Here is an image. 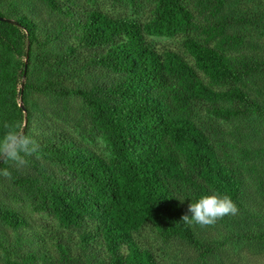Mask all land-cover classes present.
Instances as JSON below:
<instances>
[{"label":"trees","instance_id":"obj_1","mask_svg":"<svg viewBox=\"0 0 264 264\" xmlns=\"http://www.w3.org/2000/svg\"><path fill=\"white\" fill-rule=\"evenodd\" d=\"M114 1L135 15L0 0V136L39 145L22 167L0 161V264H55L17 203L58 225L60 264H162L174 242L192 264H224L229 249L264 258L246 178L264 200V0ZM213 193L236 214L182 219ZM144 230L157 240L142 244Z\"/></svg>","mask_w":264,"mask_h":264},{"label":"rangeland","instance_id":"obj_2","mask_svg":"<svg viewBox=\"0 0 264 264\" xmlns=\"http://www.w3.org/2000/svg\"><path fill=\"white\" fill-rule=\"evenodd\" d=\"M82 1H85V0H82ZM94 4L96 5V7L101 8L105 12H109L113 15H126V14L135 15V13H132V10L127 8V5L116 3L114 0H94ZM10 8L11 6H9V9L4 8L3 10L10 12ZM153 40L160 45H168L169 47L179 52L183 51L182 46H181V42H182L181 39L168 40L164 38H154ZM259 44L261 45H260V50L258 51V53L264 56V40L260 41ZM261 131H264V125L261 126ZM256 139H257L256 145L261 147V149L264 151V133ZM100 147L102 148L103 144H100ZM246 178H247V183H249L250 188H251L249 192V196L252 198L250 208L251 210H254L257 206L259 208L261 204L264 205V200L256 194L255 183L251 182V180L248 179V175H246ZM15 206L18 209V211H20L21 213H24L30 220L31 230L29 232L32 233V232L38 231L43 235L45 242H46L47 253L51 259V261L49 262L60 264L59 263L60 253L58 251V248L55 245L56 241H53V240L49 241V236L52 235L53 231H55L57 228L59 229L58 225L55 224L54 221L46 215H38V214L31 213V211L26 206H24L22 203H19V204L17 203L15 204ZM3 230L8 237V239L3 240V244L5 245L6 248H10V245L12 244L14 240L13 233L10 231V229H7V228ZM140 240L142 244L146 245L151 242L152 243L155 242L157 239L151 230H144ZM40 246L45 247V243L42 242ZM73 252L77 256V254L80 253V250L77 253L75 251ZM169 253H170L169 258H167V256L164 257V255L159 253L160 262L162 264H192V262L194 261L193 253H190L188 249L186 248V246H184L180 242L171 243ZM2 254L3 253L0 252L1 256ZM222 258H223L224 264H264V258L254 257L246 253H241L239 254V256H236L233 253L232 249H229L227 250V252L222 253ZM188 259L189 261L187 263Z\"/></svg>","mask_w":264,"mask_h":264},{"label":"clouds","instance_id":"obj_3","mask_svg":"<svg viewBox=\"0 0 264 264\" xmlns=\"http://www.w3.org/2000/svg\"><path fill=\"white\" fill-rule=\"evenodd\" d=\"M39 145L30 136L9 128L0 136V161L10 162L17 168L25 165V157H30L38 152ZM4 177L10 176L8 170L0 171ZM183 202V201H181ZM235 204L227 196H219L215 193L203 195L188 206L190 215L182 219L186 223H194L200 226L214 224L217 219L227 215H235L237 212Z\"/></svg>","mask_w":264,"mask_h":264},{"label":"water","instance_id":"obj_4","mask_svg":"<svg viewBox=\"0 0 264 264\" xmlns=\"http://www.w3.org/2000/svg\"><path fill=\"white\" fill-rule=\"evenodd\" d=\"M0 20H5L4 18H0ZM6 21H8V22H10V23H12L13 21L12 20H6ZM22 106V105H21Z\"/></svg>","mask_w":264,"mask_h":264}]
</instances>
